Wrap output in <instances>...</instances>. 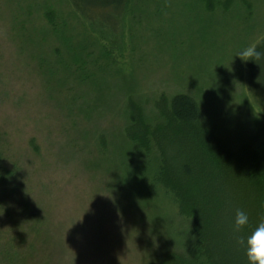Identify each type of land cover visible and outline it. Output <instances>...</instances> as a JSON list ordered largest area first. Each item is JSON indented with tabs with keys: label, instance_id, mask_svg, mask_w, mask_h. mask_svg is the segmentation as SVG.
Here are the masks:
<instances>
[{
	"label": "rangeland",
	"instance_id": "rangeland-1",
	"mask_svg": "<svg viewBox=\"0 0 264 264\" xmlns=\"http://www.w3.org/2000/svg\"><path fill=\"white\" fill-rule=\"evenodd\" d=\"M47 1L71 43L83 44L85 64L75 71L62 41L42 38L45 1L0 0V144L23 169L43 230L64 241L66 264L154 262L188 235L175 205L147 181L146 193L120 187L105 166L92 176L87 164L92 154L104 159L100 136L111 156L132 151L123 133L129 98L153 125L161 95L189 94L208 128L232 148L245 142L261 123L249 95L264 86V60L237 53L263 50L264 0H134L115 59L100 57L66 0ZM107 12L116 33L118 13Z\"/></svg>",
	"mask_w": 264,
	"mask_h": 264
},
{
	"label": "trees",
	"instance_id": "trees-1",
	"mask_svg": "<svg viewBox=\"0 0 264 264\" xmlns=\"http://www.w3.org/2000/svg\"><path fill=\"white\" fill-rule=\"evenodd\" d=\"M43 1L47 30L41 31L42 38L51 34L61 40L63 51L72 56L75 71L82 69L83 44L80 46L78 40L71 43L73 37L64 32V22L55 23L53 11L47 8L49 2ZM66 2L100 57L115 59L124 48L121 31L134 0ZM109 10L118 13L113 34L109 33ZM19 37L27 40L30 35L25 32ZM257 49L261 50V45ZM60 50L57 45V56L63 54ZM249 96L261 123L237 148L207 127L199 103L186 93H176L169 99L161 95L155 102L158 114L153 125L145 119L136 101L128 99V121L123 133L124 142L132 151L111 156L104 139L99 137L98 150L105 151L104 159L90 152L94 156L87 164V173L93 176L92 170L103 165L102 170L113 173L120 187L128 188L133 183L144 193L147 181L151 190L172 201L177 216L186 223L188 235L183 248L168 250L147 264H247L244 248L237 246L235 239L247 235L264 215V86L255 88ZM5 151L4 144H0V264H66L64 257L69 251L64 241L43 230L44 216L29 200L24 171L5 156ZM146 166L151 171L148 175ZM118 169L124 171L123 175ZM117 170L120 173L114 174ZM237 209L249 217L239 233L231 227Z\"/></svg>",
	"mask_w": 264,
	"mask_h": 264
},
{
	"label": "clouds",
	"instance_id": "clouds-1",
	"mask_svg": "<svg viewBox=\"0 0 264 264\" xmlns=\"http://www.w3.org/2000/svg\"><path fill=\"white\" fill-rule=\"evenodd\" d=\"M237 56L241 61L251 60L256 63L264 60V51L258 50L256 45H250L239 50ZM248 221V214L237 209L231 220L233 232L239 233L248 224ZM235 243L244 248L247 264H264V215L260 217L259 223L247 235L237 236Z\"/></svg>",
	"mask_w": 264,
	"mask_h": 264
}]
</instances>
